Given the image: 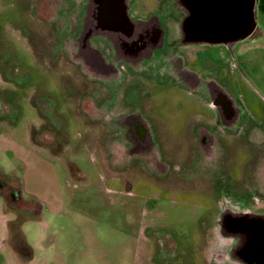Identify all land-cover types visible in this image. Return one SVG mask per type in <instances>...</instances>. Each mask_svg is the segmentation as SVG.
Listing matches in <instances>:
<instances>
[{"label": "rangeland", "instance_id": "1", "mask_svg": "<svg viewBox=\"0 0 264 264\" xmlns=\"http://www.w3.org/2000/svg\"><path fill=\"white\" fill-rule=\"evenodd\" d=\"M30 1L0 0V175L19 180L9 184L13 191L21 188L29 201L25 210L39 203L38 216L29 215L21 224L33 254L30 260L21 259L8 238L16 215L0 198V264H217L209 261L212 255L218 258L223 243H232L219 231V216L248 210L264 214V40L251 35L231 51L221 44L207 51V68L241 106L242 124L261 136L256 151L250 152L239 138L227 146L223 167L234 179L232 203L237 198L230 207L226 199L219 200L220 190L207 174L222 168L223 152L217 145L199 155L197 164L204 171L193 175L188 170L193 141L189 132L197 117L210 111L207 100L170 81H157L143 108L156 118L153 124L161 130L163 160L169 168L165 171L155 153L149 162L123 169L133 154L103 131L101 121L87 122L80 113L79 108L88 113L87 101L80 96L89 87L72 65L75 61L81 66L79 59L59 53L53 63L49 56L55 34L78 28L52 26L48 15L44 21L36 19ZM159 1L135 0L131 14L160 12ZM172 21H166L169 27ZM256 26L264 33V13L259 10ZM171 30L176 32L175 26ZM43 46H48L47 56ZM154 81L151 76L126 75V83L141 87L140 95L149 96ZM72 87L77 89L74 97ZM110 96L100 95L93 105ZM33 98L44 102L39 105ZM124 107H112V113ZM44 108L62 119L50 122ZM103 109L99 105L100 113ZM41 129L46 131L40 134Z\"/></svg>", "mask_w": 264, "mask_h": 264}, {"label": "flooded vegetation", "instance_id": "2", "mask_svg": "<svg viewBox=\"0 0 264 264\" xmlns=\"http://www.w3.org/2000/svg\"><path fill=\"white\" fill-rule=\"evenodd\" d=\"M122 1L123 3L119 0H82L79 2L77 0H31L29 6L35 9L36 19L40 21L47 19L48 15L52 26L73 24L76 29L78 28L76 31L67 29L63 34H55L52 47L49 49V56L54 58L53 63L59 53L65 57L79 59L78 63L81 66H78L75 61L72 65L75 71L78 70L87 80L86 87H89L80 96V100L83 97V100L87 101L84 106L87 107L89 114L79 108L80 113L87 119V122L101 121L103 131L107 135L110 134V137L120 139L122 143H118L124 144L123 149L133 154L130 161L121 166L123 169L131 167L132 163L141 166V162L143 164L149 162L148 159L155 153L160 156V163L165 171L169 168L168 163L163 160L162 141L159 140L161 130L159 131V128L153 124L157 122L156 118L146 114L143 108L144 101L152 98V88L157 81H170L182 89L198 94L203 101L207 100L210 111L198 116L197 122L189 132V137H192L193 141L191 140L188 154L193 164H190L188 170L192 169L194 172L190 173L193 175L204 171V168L197 164L202 158L199 155L209 154L214 145H217L216 147L223 152L220 162L222 168L218 166L221 171L216 170L215 174L209 171L207 174L212 176L218 193L220 190L219 200L226 199L230 207L235 206L237 198H234L233 203L231 200V195L235 194L234 179L228 176L230 171L223 167V160H226L229 155L227 146L239 138L241 142L250 147V152L256 151L260 148L261 136L253 135L254 127L242 124L241 106L224 90L225 86H222L223 84L215 77L210 67L207 68L206 62L211 54L207 53L208 49H214L216 45L221 44L231 51L236 42L214 43L205 40V37L186 34L183 24L188 15L186 0H160L159 7L162 8L160 12L151 11L145 16L131 14L135 0ZM124 12L126 19L123 16ZM171 18L175 19L172 25L175 26L176 32L171 30L173 26L169 27L166 23ZM253 31L249 36L258 37L264 34L257 26ZM42 49L47 56L48 46H43ZM82 68L86 72H83ZM6 71L9 74L11 70ZM127 74L144 78L153 77L155 81L150 85L151 93H148L150 95L147 96L146 93L140 95L141 87L138 84L126 83ZM72 88H74L72 96L74 97L76 96L74 90L77 89ZM104 93L112 96L100 99L99 105L102 104L105 108L100 113L99 105L97 103L93 105V101ZM111 100L109 109L107 103ZM34 101L39 105L44 102L40 98ZM121 103L125 105L124 110L112 113V107L113 109L118 108ZM52 104L55 108V103ZM42 112L53 123L54 117L61 118L54 110L46 111L44 108ZM99 113L101 115L96 117L95 114ZM95 117L96 119H93ZM105 121L117 128L109 129V125L103 123ZM45 131L46 129H41L40 134ZM154 162L157 163V161ZM2 176L0 175L2 206L5 202L6 206H9L16 215L14 216L16 221L10 226L11 235H8V232L7 235L15 253L21 259L30 257V260L33 257L32 250L25 242L20 227L25 217L38 216L36 212L39 203L35 201L33 205L31 202L32 211L25 210L29 201L22 196L21 188L13 191L9 184L13 180L17 182L19 180L3 173ZM5 188L8 190L7 193L3 192ZM218 219L219 231L228 235L232 243L229 245L223 243L224 252L217 254L218 258L212 255L210 262L264 264V214L249 210L228 211L221 214ZM146 228L148 227H145L147 232ZM5 242L3 238L1 245L5 246ZM25 256L28 257L25 258Z\"/></svg>", "mask_w": 264, "mask_h": 264}, {"label": "water", "instance_id": "3", "mask_svg": "<svg viewBox=\"0 0 264 264\" xmlns=\"http://www.w3.org/2000/svg\"><path fill=\"white\" fill-rule=\"evenodd\" d=\"M258 1L186 0L188 15L183 21L184 32L214 43L245 39L256 26ZM123 16L127 18L125 12Z\"/></svg>", "mask_w": 264, "mask_h": 264}, {"label": "trees", "instance_id": "4", "mask_svg": "<svg viewBox=\"0 0 264 264\" xmlns=\"http://www.w3.org/2000/svg\"><path fill=\"white\" fill-rule=\"evenodd\" d=\"M258 10L264 13V0H259L257 4Z\"/></svg>", "mask_w": 264, "mask_h": 264}, {"label": "crops", "instance_id": "5", "mask_svg": "<svg viewBox=\"0 0 264 264\" xmlns=\"http://www.w3.org/2000/svg\"><path fill=\"white\" fill-rule=\"evenodd\" d=\"M263 37H264V34H263L262 36H258V38H259L260 40H262V41L264 40ZM262 43H263V45H264V41H263ZM261 46H262V45H261ZM263 48H264V46H263Z\"/></svg>", "mask_w": 264, "mask_h": 264}]
</instances>
